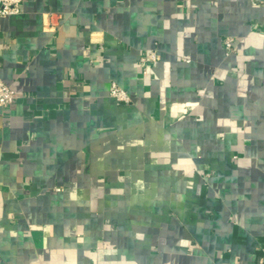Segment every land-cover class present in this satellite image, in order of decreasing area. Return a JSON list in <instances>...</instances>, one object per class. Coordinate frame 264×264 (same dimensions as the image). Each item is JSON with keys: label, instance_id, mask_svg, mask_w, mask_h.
Here are the masks:
<instances>
[{"label": "crops", "instance_id": "1", "mask_svg": "<svg viewBox=\"0 0 264 264\" xmlns=\"http://www.w3.org/2000/svg\"><path fill=\"white\" fill-rule=\"evenodd\" d=\"M0 60V264H264V0H24Z\"/></svg>", "mask_w": 264, "mask_h": 264}, {"label": "built area", "instance_id": "2", "mask_svg": "<svg viewBox=\"0 0 264 264\" xmlns=\"http://www.w3.org/2000/svg\"><path fill=\"white\" fill-rule=\"evenodd\" d=\"M24 0H0V18L17 15L22 12V4ZM59 24V23H58ZM51 28L55 30L57 23H51ZM224 44L227 50H231L234 45L232 37H226ZM160 54L156 49H150L142 57L141 61L146 65H152L160 60ZM2 61L0 60V66ZM110 96L120 103L128 104L131 102V97L128 92L118 83L112 82L109 89ZM16 91L0 77V106L9 107L15 100Z\"/></svg>", "mask_w": 264, "mask_h": 264}]
</instances>
